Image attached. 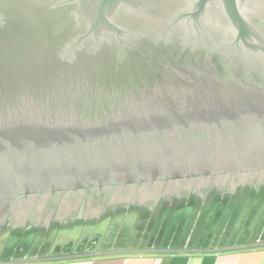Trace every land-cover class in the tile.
<instances>
[{
    "label": "water",
    "instance_id": "1",
    "mask_svg": "<svg viewBox=\"0 0 264 264\" xmlns=\"http://www.w3.org/2000/svg\"><path fill=\"white\" fill-rule=\"evenodd\" d=\"M263 190L264 0H0V225L264 216Z\"/></svg>",
    "mask_w": 264,
    "mask_h": 264
},
{
    "label": "crops",
    "instance_id": "2",
    "mask_svg": "<svg viewBox=\"0 0 264 264\" xmlns=\"http://www.w3.org/2000/svg\"><path fill=\"white\" fill-rule=\"evenodd\" d=\"M246 215L247 224L216 227L212 233H200L197 246L182 248H169L168 242L155 247L135 234L121 239L116 233L111 237L95 233L100 239L90 237L87 246H80V241L55 245L52 239L27 237L2 245L0 264H264V216L242 212L239 221Z\"/></svg>",
    "mask_w": 264,
    "mask_h": 264
},
{
    "label": "rangeland",
    "instance_id": "3",
    "mask_svg": "<svg viewBox=\"0 0 264 264\" xmlns=\"http://www.w3.org/2000/svg\"><path fill=\"white\" fill-rule=\"evenodd\" d=\"M241 213L208 209L162 215L141 214L138 216V214H127L90 223L89 225L74 226L59 232L46 234L45 236L48 239H52L56 243L55 245H60L61 242H68L69 244L74 243V241L86 242L90 237L100 239V236L96 235L104 232L103 236L105 237H111L112 234L116 233V236L121 239L129 238L135 234L140 241H149L147 243L152 241V244H156L155 247H162L165 245L164 242H168L169 248H172V246L173 248H182L186 244L187 246H192L195 243L197 246L200 233H212L216 227H219L220 230L221 226L225 224L234 227L247 224L248 215L239 221ZM254 217L257 218L258 216ZM146 222H148V225H146ZM152 224L154 225L152 227L153 230H150L149 225ZM249 226H254V222H250ZM251 240L253 239H247V241ZM8 241H10L8 244L15 242L14 240ZM8 241L0 242V253L2 245Z\"/></svg>",
    "mask_w": 264,
    "mask_h": 264
},
{
    "label": "flooded vegetation",
    "instance_id": "4",
    "mask_svg": "<svg viewBox=\"0 0 264 264\" xmlns=\"http://www.w3.org/2000/svg\"><path fill=\"white\" fill-rule=\"evenodd\" d=\"M245 189L246 188L238 190L234 194H229L228 192H225V194H220V193H216L215 191H210L203 198L195 196V195H191V196H194V198L197 199V201H200L201 203H203L208 198V196H214L215 197L217 195H222V196L226 195L228 197H231L235 194L243 193ZM247 190H248L247 192H249V193H252V191L258 193L260 191V189L258 191L250 190V189H247ZM184 199H186V198H183L181 200L171 199L169 202L158 199L152 207L146 206L145 208H137V207H131L130 206L127 209H118L115 212H113V211L106 212L99 219H93V220H88V221L80 218L81 214H82V208H85V206L87 205L86 200L83 199L79 205L80 206V210L78 212L79 214L77 213V215H75V217L73 219H67L65 221V223H61L59 220H57V219H59V217L56 216V214H54V212H53V215H51L50 219L47 220V222L45 221L46 217L49 216V213L52 211V209H53V211H55V213H57L61 209V208L59 209L58 205L52 203L50 207H47L48 212L46 211L44 213V211H42V212L39 211V209L42 210L43 208L42 207L40 208V206H36V203H34L31 205L32 209L29 211V216H28V219L25 223H24V220L20 224L14 223L13 220H11V218H7L5 220V222H3L0 225V233H5L4 236H7L8 237L7 240H9L12 235L17 234L16 233L17 231H20L19 234H25L29 231H32L33 236L31 238V241H35L36 239H38L40 237H38L37 234H35V236H34V232H39V231L43 230V231H47V232H45V234H47L48 229L51 227H54V226L63 227L65 225H70V224L71 225H73V224L78 225V223H81L84 225H89L90 223H94V222L99 221V220H105L107 215H109V214L111 216H114V215L125 214V213H137L139 216L141 213H145V212L152 213V212L157 211V210L161 211L164 209L166 210V209H170V208L171 209L175 208V207H177V205L179 203H181V201H184ZM186 200H188V199H186ZM186 204H188V201L186 202ZM42 213H44V216H40ZM149 221H151V220H149ZM26 238L27 237H25L23 239H26ZM44 238H47V237L44 236ZM20 239H22V236L17 237L14 241H19ZM89 243H94V242L89 241ZM82 244L83 245H80V246L86 245L85 242H82ZM88 245H91V244H88ZM89 247L90 246H88L87 248H89Z\"/></svg>",
    "mask_w": 264,
    "mask_h": 264
},
{
    "label": "trees",
    "instance_id": "5",
    "mask_svg": "<svg viewBox=\"0 0 264 264\" xmlns=\"http://www.w3.org/2000/svg\"><path fill=\"white\" fill-rule=\"evenodd\" d=\"M260 195H264V193H262V194H260ZM140 215H141V214H140ZM140 215H139V216H140ZM146 225H148V222H146ZM153 226H154L153 224H152V225H149V229H150V230H153V229H152ZM34 233L36 234V232H34ZM18 234H19V233H18ZM35 234H34V236H35ZM17 236H19V235L16 234L15 236H13V237H14L13 240H15V239L17 238ZM37 236H38V235H37ZM44 236H45V235H41V236H39V237H40V238H44ZM19 237H20V236H19ZM25 237H26V236H25ZM25 237H23V238H25ZM11 238H12V237H11ZM26 239H27V238H26ZM47 239H48V238H47Z\"/></svg>",
    "mask_w": 264,
    "mask_h": 264
}]
</instances>
